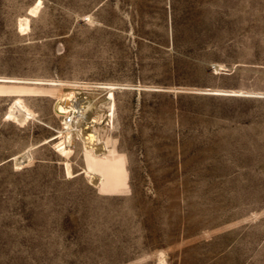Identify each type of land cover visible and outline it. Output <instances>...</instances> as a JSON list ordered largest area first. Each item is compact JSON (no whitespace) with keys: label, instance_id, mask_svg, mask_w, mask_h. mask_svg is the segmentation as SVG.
<instances>
[{"label":"rangeland","instance_id":"374dc122","mask_svg":"<svg viewBox=\"0 0 264 264\" xmlns=\"http://www.w3.org/2000/svg\"><path fill=\"white\" fill-rule=\"evenodd\" d=\"M0 264H264V0H0Z\"/></svg>","mask_w":264,"mask_h":264},{"label":"built area","instance_id":"2783aa9c","mask_svg":"<svg viewBox=\"0 0 264 264\" xmlns=\"http://www.w3.org/2000/svg\"><path fill=\"white\" fill-rule=\"evenodd\" d=\"M58 114L61 116V125L64 129L71 128L80 119V110L77 108L68 107L62 111L58 110Z\"/></svg>","mask_w":264,"mask_h":264},{"label":"bare ground","instance_id":"6f19581e","mask_svg":"<svg viewBox=\"0 0 264 264\" xmlns=\"http://www.w3.org/2000/svg\"><path fill=\"white\" fill-rule=\"evenodd\" d=\"M73 106H76L77 107V110L79 109L80 110V115L79 116H82L84 113V108H85V106L83 107V106H81V102H77L76 103V101H74L73 103H71V104H64L63 105V109L62 110H65L66 108H68V107H73ZM89 154L90 155H92V153L91 152H89Z\"/></svg>","mask_w":264,"mask_h":264}]
</instances>
